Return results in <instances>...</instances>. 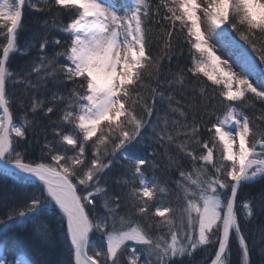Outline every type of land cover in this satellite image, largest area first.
<instances>
[{"label": "snow or ice", "instance_id": "6c2138e0", "mask_svg": "<svg viewBox=\"0 0 264 264\" xmlns=\"http://www.w3.org/2000/svg\"><path fill=\"white\" fill-rule=\"evenodd\" d=\"M0 179V264H253L264 0H0Z\"/></svg>", "mask_w": 264, "mask_h": 264}, {"label": "trees", "instance_id": "16d2710c", "mask_svg": "<svg viewBox=\"0 0 264 264\" xmlns=\"http://www.w3.org/2000/svg\"><path fill=\"white\" fill-rule=\"evenodd\" d=\"M37 18L43 19L44 17L41 13L30 12L28 10L25 11V15H24L25 30L21 33L20 36L21 43L29 39L34 33L40 31L36 23ZM52 35H58V33L53 32ZM24 60L25 58H21L17 56L13 62L14 67L24 66ZM181 62L183 63L184 61ZM164 63H165V68H167V61H165ZM172 68L173 71H175V61H173ZM68 87H71V85L69 84ZM160 151L163 152V149H160ZM262 188H264V180H258L255 183L246 185L244 191L249 195H255L258 192H260ZM12 195H14V193L11 190V181L5 183L2 179H0V201H4L6 198H10ZM7 202L9 205L13 203L11 199H8ZM3 214H4V208L0 207V216H3ZM261 224H264V215H258L256 218H254L250 223H248L245 226V231L248 234L249 242L251 243L252 239H256L258 241L256 247L253 248L252 250L253 264H261V257L259 256V252H258V249L261 246V244L259 243L260 233L258 229ZM254 232H255V236H253ZM0 239H2V237H0ZM63 251L64 249L58 246L57 249L53 250L52 258L58 259L60 253ZM204 255L205 253L203 251L197 250L193 253L190 260L188 258L184 259V264H200ZM232 258L235 264V261L237 260V252L235 246L233 247Z\"/></svg>", "mask_w": 264, "mask_h": 264}]
</instances>
